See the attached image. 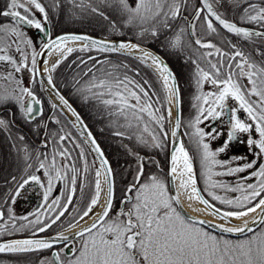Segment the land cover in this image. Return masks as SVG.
I'll return each mask as SVG.
<instances>
[{
    "label": "snow or ice",
    "instance_id": "1",
    "mask_svg": "<svg viewBox=\"0 0 264 264\" xmlns=\"http://www.w3.org/2000/svg\"><path fill=\"white\" fill-rule=\"evenodd\" d=\"M70 2L81 10L90 7L93 13L104 15L98 8L91 6V0H79V3H77V0H70ZM180 2L181 0H137L135 7H132L129 5L128 0H118L122 12L128 14L127 19L124 21L125 26L139 25L143 33L149 31L147 27L143 26L152 24L151 34L153 36L157 35L156 23H163L167 27L169 18L176 19L180 15ZM201 3L203 7L196 9L193 20H200L201 14L206 10L201 27L206 26L208 33L217 32L213 23L215 21L228 32L244 39L264 38V32L239 27L235 23L224 19L221 14L214 11L213 4L209 0H201ZM29 5L40 12L44 17V23H47L46 10L39 0H9L6 8L0 11V16L11 17L12 19L11 27L0 25V53H4L0 54V61L13 65L17 73L27 68L30 73L42 75L37 68V57L44 55L45 52L51 54L55 50L62 58H67V55L71 54L74 49L61 47V45L69 41L80 42L83 45L79 49L80 51L95 49L101 53L117 52L127 54L145 66L150 61L156 67L162 76L163 91L165 92L164 101L159 99L158 94L152 89L148 80L141 83L130 77L128 72L133 70L127 64H113L110 61L91 56L87 60H81V64L85 65L82 75L88 77V79L84 81L78 91L86 99L96 100L98 105H102L109 115L122 117L128 128L138 130V141L148 145L149 141L144 136L146 133L151 137V146L156 148L161 147L163 141L169 138L164 123L166 120L168 123H172L171 108L173 102H175L177 116L173 130L170 133L174 147L168 173L172 178L171 183L175 185V194L170 195L165 180L155 175L150 176L145 182H141L140 178L143 176V164L141 163L134 182L125 191L121 207L114 216H111L110 212L113 208L111 169L107 167L108 161L103 158L96 141L88 133L85 140L93 145V150L100 158V168L95 171V191L87 206L82 211L78 209H73L71 213L68 211L76 192L78 170L66 163L61 164L56 159L57 156L63 157L64 160L71 159L68 150H54L51 161H49L47 155H44L41 159L40 154H38L36 156L38 166L35 168V172L43 171L47 187H45V183L40 176L36 175L35 172H29L33 165L27 163L24 175L18 181L16 177H12L16 187L14 194H10L9 198L12 203H15L16 198L27 185L36 183L42 189H45L43 193L44 204L41 205L44 212L35 213L36 219L34 220H28L27 216L20 217L19 219L26 220L28 223L21 225L20 228H16L13 223L12 227L17 231L30 227L34 229L33 235H35L47 231L59 222L61 232L54 237L45 239H24L3 243L0 244V252H28L49 249L58 241H63L66 244L69 237L63 235V232L70 230L81 220L88 218L92 223L87 228L74 234V238L79 239L80 246L69 248L72 253L71 256H66L64 260H61L62 249L61 252L52 253L56 264H264V229L256 233L250 226L257 222L264 225V163L259 164L257 167V161L253 160L243 165L229 167L227 165L230 162H222L216 159L219 153L225 151L228 142L235 139L237 132L247 133L252 127L237 117L236 108H231L230 112L228 111L226 101L229 97L238 102L239 108L248 114L249 119L255 125V132L258 133L259 139L250 137L248 140L250 148L254 146L259 150L254 155L257 157L264 155V66L257 64L250 56H245L244 52L239 50L236 45H232L234 51L225 52L210 41L205 42L203 37L196 35V25L194 23L190 25L193 29L191 34L196 37L195 44L200 48L214 49V51L203 53L202 56L217 57L214 61L207 60V68L201 67L198 60L192 61L196 65L195 76L198 89H201L205 82H209L216 88V91L206 94L200 92L199 95L194 97V100L198 102L193 105L197 108V114L188 123V127L193 129L192 132L188 133L190 140L195 145L196 154L193 156L185 148L182 141L176 143L177 131L181 126L179 93L168 67L158 57L142 49L138 44L130 42L113 44L106 40H97L84 35L66 34L57 37L55 40L49 36L47 43H41V52L33 50L31 67H28L25 63L27 56L19 46L23 37V33L19 30L20 26L27 25L47 34L43 23L35 18ZM241 21L264 27V7L258 6L256 3H249L248 7L243 10ZM113 27H115V22H113ZM183 31L181 29V32ZM5 33L15 36L16 40L7 41ZM23 42L31 45V40ZM12 43H16V50L22 55V60L19 63L6 54ZM180 44L181 36L177 34L171 41V46L176 48ZM134 52H140L141 55L133 56ZM261 55H264V53H261ZM237 57L240 59L237 60ZM89 60L95 61L90 67L87 66ZM61 62L62 60L58 59L51 67H48V60L45 59V71L54 72ZM135 74L136 76L140 75L138 71ZM242 78H247L250 87H246L241 83ZM0 79L12 81L15 78L12 73H8L7 75H0ZM15 83L19 85L20 81L15 80ZM48 83L52 84L51 76L48 77ZM19 92L21 93L19 96L0 93V103L14 100L19 104L22 112L31 115L34 111L31 101L36 104H40L41 101L28 88H20ZM55 94L61 105L68 108V111L76 117L77 126H79L80 118L77 113L68 106L67 101L62 96H59L58 93ZM25 95L29 98L27 107L24 104ZM153 95H157L155 101L152 98ZM251 97L257 99L252 100ZM164 104L168 105L167 117L161 112ZM157 105H160V107H157ZM52 107L56 109L58 106L53 104ZM226 114L230 120L227 141L223 146L213 151L210 149L209 143L206 142V137L215 138V136L212 133L205 132L198 125L203 123L204 120L220 119ZM145 116L147 119L144 118ZM55 122L59 123V121ZM0 127L7 128V123L3 119H0ZM156 127L159 128V134ZM116 134L123 135L119 132ZM67 135H60L59 141H64ZM44 146L47 147V144ZM76 147L81 148L80 157L85 160L83 172L86 176L88 165L84 150L79 144ZM197 157L201 163V175L205 178L204 191L213 201L234 210L222 211L216 208L197 187V180L193 171V160ZM25 158L26 160L31 159L29 156ZM217 165L225 170L213 171ZM248 169L253 171L248 176L240 177L234 186L211 179L213 176L235 175ZM69 171L72 173L70 177L67 175ZM102 172L104 175L103 184L107 185L106 194L100 179ZM54 181H63L70 187L69 194L64 197L63 201L60 197L49 200ZM83 186L84 181L81 182V191ZM216 188L235 192L238 195L234 198L220 196L212 191ZM102 194L106 195L105 203L101 206L102 211L96 213L95 216L90 215L93 208L100 206L99 201ZM181 196L189 201H198L204 205L209 214L225 222H228L230 218L243 219L251 213H256L259 209L256 217L251 221L244 220V223L239 227L215 226L224 233L236 234L247 231L252 232L253 235L236 242L217 238L199 226L205 224V221L182 214V211L179 210ZM8 212L9 216L5 218L3 211L0 210V232L5 230L4 222L6 220L14 221L16 219L12 215L11 208L8 209ZM66 213H68L67 219L62 220L61 218L65 217ZM41 216H43V219ZM209 226L211 225L209 224Z\"/></svg>",
    "mask_w": 264,
    "mask_h": 264
},
{
    "label": "trees",
    "instance_id": "2",
    "mask_svg": "<svg viewBox=\"0 0 264 264\" xmlns=\"http://www.w3.org/2000/svg\"><path fill=\"white\" fill-rule=\"evenodd\" d=\"M43 1L47 4H54L56 2V0ZM239 1L240 3L248 2V0ZM215 2H219L221 8L227 15H232V9L230 7L233 3V0H215ZM86 12L87 13L84 14L82 18H80L81 21L79 19V21L82 22L81 25L66 30L75 32H88L108 38H121L134 41L138 44L152 46L166 57L176 74L181 92L182 119L186 121L188 118H190V116L194 115L195 109L193 104H195V91H193V89L196 85L197 78L195 76L196 65L193 64L192 61L198 60L201 67L207 68V60L211 59L214 61L217 58L203 57L202 54L208 51H213V49H204V51L192 52L191 50L186 48L183 42L179 47L173 48L171 46L173 34L171 29L168 28L169 23H171L170 21H173V19L170 20V18L167 21V27H165L163 23L155 24L157 35L153 36L151 34V28L153 26L152 24L151 27L143 26L149 29V31L143 33L141 26L135 27V29L127 27L121 28L120 31H115L112 28L113 26L111 24H108L109 18L105 19L106 16L102 17L100 15L97 16L90 11ZM122 15L126 16L127 13L123 12ZM102 19H105L107 21L106 25H102V23L99 21ZM182 28L183 27L181 26L179 29V27H177V24H175V29H179L181 37L185 36L184 32H181ZM223 37V42L225 44L224 46L226 48L224 50L225 52L234 51L232 45H236L239 50L244 52L245 56H250L257 64L264 66V55H261V53H264V42L259 41L256 38L244 39L236 35L224 34ZM213 44L215 45L214 42ZM81 47L75 48L71 54L67 55V58H63L62 62L58 65V67H56L55 71L51 72V76L55 86L74 105L79 114L82 116L89 129L92 131L98 143L100 144L106 157L111 163L115 181V203L112 210L117 211L119 207V201L125 197V191L128 186L134 182L137 172L140 169L141 163L143 164V176H141L140 178L141 182H144L147 176H162L163 173L161 172L166 171L168 166L169 138L163 141L161 147L156 148L151 146V137L145 133V139L149 141V144L145 145L143 143H140L137 139L138 130L136 128H128L122 117L109 115V113L104 109L102 105H98L96 100L92 98L86 99L85 96L78 91L84 81L88 79V77H84L82 75L85 65L81 64V60H87L88 57L91 56L96 57L100 60L110 61L113 64L125 63L133 70L129 71L128 75L141 83H143L144 80H148L151 84L152 89H154L155 93L158 94V97L161 101H164L165 92L163 91V84L158 75L150 67L145 66L143 63L136 59H133L131 56L115 52L101 53L96 51L95 49H92L90 51H80L79 49ZM193 53H197V56H193ZM236 59L239 60L240 58L237 57ZM94 62L95 61L89 60L87 66L90 67ZM137 71L140 73L139 76H136L135 74ZM77 81H79V83H77ZM152 98L155 101L157 99V95H153ZM256 99V97H253V100ZM188 106H190L189 108H191L190 112H188ZM157 107H160V105H157ZM167 108V104H164V106L161 108V112L165 117H167L168 114ZM59 113L64 120L63 129L65 130V127L68 126L70 131L75 135V138L79 140L83 145L87 157L90 156L93 160L89 149L83 143L71 123L61 113V111H59ZM144 118L147 119L146 116ZM170 125L171 124L166 120L164 123V127L168 131L169 135ZM156 131L159 134L158 127H156ZM118 132L123 133V135H117L116 133ZM21 137H23L22 133L11 124L7 123V128L0 127V210L3 211L5 218L8 217V198L10 197V194H14V183L12 181V177L9 174L8 166L12 163L19 165V167L15 169L16 174H22V172L20 171L25 168L22 167V165H24L25 163L23 161V154L20 152H15V154H12L13 149H21L27 146V139L25 137L21 139ZM254 139H259V135L256 132ZM258 151L259 150L256 149V152ZM254 157L256 158V161L258 160V165H256L257 167L259 166V164L264 163V155H261L259 157L254 155ZM29 170L30 172H35V166H33V168ZM227 176L232 175L221 176L218 180L215 181H222L225 184L234 186L239 180L235 178H227ZM199 189L202 191L204 197L216 207L223 210H234L226 208L225 205L213 201L211 197L208 196L207 192L204 191L205 187L199 186ZM94 191L95 185L93 187V191H91L90 193V197L92 196ZM212 191L216 192L217 195L229 198H234L236 195H238V193L228 192L220 188L212 189ZM84 196V191H80L77 197L78 200L76 204H83L82 197ZM5 227H7V225H5ZM262 229H264V225H260L254 232L258 233ZM5 233L7 234L8 232L4 231L3 234ZM9 233H11V231H9ZM252 235L253 233H250L244 237L237 239L221 235H218V237L220 239L236 242L245 240ZM22 254L34 255L35 253H19L16 255Z\"/></svg>",
    "mask_w": 264,
    "mask_h": 264
},
{
    "label": "flooded vegetation",
    "instance_id": "3",
    "mask_svg": "<svg viewBox=\"0 0 264 264\" xmlns=\"http://www.w3.org/2000/svg\"><path fill=\"white\" fill-rule=\"evenodd\" d=\"M9 0H0V11H3ZM39 2L42 4V6L45 8L47 13V23H44V17L43 15L36 11L34 7L29 5L31 8V11L34 13L35 18L38 19L43 23L44 28H47V34L44 32H40L38 29L29 27L24 28L23 26H20V29L23 31L24 37L22 39L24 40H31V44L33 45V50L36 52H39L41 49V43L48 42L49 36L52 39L55 35L64 32L65 29L62 27V21L60 20L62 18V9L63 7L68 6V2L77 9L74 4L70 2V0H56L54 4H47L43 0H39ZM210 3L211 0H209ZM66 3V4H65ZM77 3H79V0H77ZM249 3H256L258 6L264 7V0H248L247 3H240L239 0H233V3L231 5L232 9V15H227L225 11L221 8L219 2L213 4L214 11L221 14L224 19H226L229 22L235 23L239 26L249 28L252 30H257L264 32V27H260L256 24L251 23H244L241 20V16L243 15L244 8L248 7ZM111 3H109V0H91V6L96 7L98 9H102V11L107 10H118L121 12V6L118 3L115 6H118L119 8H112ZM69 7V6H68ZM202 4L199 0H181L180 2V15L173 19V21L170 18V22L168 28L172 31V40L177 36V34L180 35L179 29L182 26L183 32L185 36L181 37V43L183 42L189 50L192 52H198V51H204V48H200L198 45L195 44L196 37L192 36L193 29L190 27L191 24H195V31L196 35L203 37L205 42H211L215 43L216 46L220 47L222 50H225V44L223 42L224 34L227 35H235L233 33L226 32L221 27H219L216 23H214V26L217 29V32L215 33H208L206 30V26L204 28L201 27V24H203V16L206 14V11L201 14L200 20H193V17L195 16L196 9L202 8ZM91 11V8H87ZM23 11V9H21ZM175 24H177V27H179L178 30L175 29ZM0 25L2 26H12V19L11 17H4L0 16ZM170 31V32H171ZM237 36V35H236ZM256 38L259 41L264 42V38L261 37H252ZM30 54V53H29ZM197 56V53H193V56ZM22 56V55H21ZM29 58V57H28ZM217 58V57H216ZM28 60V59H27ZM27 62V61H26ZM25 62V63H26ZM5 65H8V63H5ZM28 67H31V62L28 64ZM15 71V69H13ZM20 75V74H19ZM33 81L26 84L27 80L20 81L21 75H16L17 80L20 81V84L17 85L15 83V80L9 81L6 80L7 85L10 87L9 94H13L15 96H19L21 93L19 92L20 88H28L32 91V93L37 97L38 100L41 101V114L34 118H28L26 112H22L21 108L18 103H16L14 100L9 101L6 103H0V119H3L6 121V123L11 124L15 126L21 133L22 136L27 139V146L23 147L21 149H13L12 154H15V152H20L24 156V165L22 167H25L27 163H31L35 168L38 166L36 161V156L40 154L41 159H43L44 155L48 156L49 161L52 159L53 151H63L64 149H67L70 153L71 159L64 160L63 157L57 156L56 159L61 164L66 163L70 167H75L78 170V179H77V185H76V192L73 196L72 203L69 205V213L73 212V209H79V205L76 204L78 200V194L81 190H79L77 187L79 186V178L81 177V169L83 166V163H85V160H82L80 157L81 148L79 149L76 147L77 143L75 140V135L70 131L68 126L65 127V130L63 129V117L59 113L57 109H53L52 105L50 104L49 100L44 94V91L42 90V87L40 83L38 82L36 75L32 73ZM242 81V80H241ZM243 84V83H242ZM244 85V84H243ZM16 91H13V90ZM250 99L253 100V97ZM28 97L24 96V104L27 102ZM226 104L228 105V111L230 112L231 108L237 109V117L241 119L242 121L248 123L252 127L250 128V131L247 133H236L235 139L228 142V146L225 149L224 152H221L217 155L216 159L222 162H230L227 166L229 167H236L238 165H243L247 162H251L253 160H256L254 157V153L256 152V148L253 146L250 148L248 144V140L251 137L254 139L255 137V125L253 122L249 119L248 114L244 112L242 109L239 108V104L237 101L231 99L229 97L226 101ZM194 116V115H193ZM55 121H59V123H56ZM209 128L210 131L213 133V136L215 138H211V144L214 142L217 146V149L220 148L225 144L228 138V132L230 130V120L229 116L226 114L222 116L220 119L216 120H209ZM215 130V131H213ZM67 135V138L64 141H59L60 135ZM55 141V142H54ZM81 143V142H80ZM47 144V147L44 145ZM63 145V147H61ZM83 148V147H82ZM26 150V151H25ZM84 150V148H83ZM191 155L192 152H189ZM84 154L86 156V162L89 165V158L86 155V152L84 150ZM26 156L31 157V159L26 160ZM194 156V155H193ZM236 158V159H233ZM258 161V160H257ZM200 160L199 158H195L193 160L194 168H195V175L196 179L198 181L199 186L203 187V182L201 181V172H200ZM258 165V163H257ZM9 174L11 177H16L17 181L20 179L22 175H24V169H22L20 172L22 174L17 173L15 169L19 167L17 164H10L9 166ZM225 169L219 168L217 171H224ZM253 171L252 169H248L245 171L246 173H237L232 176H227V178H235L239 179L240 177L248 176L249 173ZM30 172V170H29ZM31 173V172H30ZM161 173L166 176L165 171H162ZM36 175L41 177V180L44 181L45 187H47V181L43 175V171L35 172ZM17 175V176H16ZM68 177L72 175V173L69 171L67 173ZM88 176V175H87ZM86 176V177H87ZM221 177V176H220ZM203 179H205L203 177ZM14 183V182H13ZM15 183L13 184V193L15 192ZM78 189V191H77ZM45 189H42L40 185L36 183H30L25 187L24 190L21 191L20 195L16 198L15 203H12L10 198H8L9 202V208L12 209V215L16 218L14 221L6 220L4 223L7 225L5 227V233L3 236L0 237V239H8L11 237H18V236H40V235H50L57 233L61 230L59 227V222L57 225H53L51 228H49L47 231L42 233H36L33 235L34 229L28 227L24 228L22 230H15L12 225L13 223L16 225V228H20L21 225H25L28 223L26 220L19 219L20 217H28V220H34L36 219L35 213L40 212L43 213L44 209L41 207L42 204H44L43 201V193ZM70 187L67 186L63 181H54L53 182V190L49 196V200L53 198L60 197L63 201L64 197H66L69 194ZM121 201H119V206L121 207ZM75 214V213H73ZM9 216V212H8ZM68 217V213L65 214V217H62V220H66ZM43 219V216H41ZM8 228V230H7ZM3 231V232H4ZM11 231V233H9ZM71 245V247H76L77 244L75 242L68 243ZM68 244L58 245L54 246L49 249H42L38 252H36L34 255H40L45 254V256L52 259L51 254L53 251L61 252V249L63 250L61 252V260H64L66 256H71L72 253L69 251V248L67 247ZM4 256V255H3ZM9 256V255H8ZM53 261V260H52Z\"/></svg>",
    "mask_w": 264,
    "mask_h": 264
},
{
    "label": "rangeland",
    "instance_id": "4",
    "mask_svg": "<svg viewBox=\"0 0 264 264\" xmlns=\"http://www.w3.org/2000/svg\"><path fill=\"white\" fill-rule=\"evenodd\" d=\"M211 2L213 4H215V0H211ZM109 3H111V7L114 9V8H119L118 6H115L118 4V0H109ZM128 3L130 6L132 7H135L136 3H137V0H128ZM66 4V3H65ZM115 4V5H114ZM69 6V7H68ZM68 6L67 7H63L62 9V18L60 19L62 22V27L63 29H70V28H74L76 26H79L82 24L81 19L84 14H86L87 12L86 11H90L89 9H85V10H81L80 8H77L75 9L74 7H72V5L68 2ZM100 10V9H99ZM84 12V13H83ZM92 12V11H90ZM100 12H102L104 15H100L102 17H107L109 18L108 19V24L112 25L113 26V22H115V27H112L115 31H120L121 28H127V27H130V28H133L135 29V27H139V25H129V26H125V23L124 21L127 19V15L126 16H123V12H119L118 10H107V11H102V9L100 10ZM122 13V14H121ZM96 14L97 16H99V14L97 13H94ZM39 19V18H38ZM80 19V21H79ZM102 25L103 24H107V21L105 19H102V20H99ZM144 26H147V27H151V24H147V25H144ZM6 27H11V26H6ZM22 33L23 31L21 29H19ZM24 34L23 33V37H24ZM22 37V38H23ZM5 38L7 41H15L16 40V37L15 36H11L10 34L8 33H5ZM24 39H21L20 43H19V46L20 48L23 50L24 54L27 56V59L25 62L27 63V65L31 62V59H32V52H33V45H29L25 42ZM75 49V48H74ZM214 51V49H213ZM30 53V54H29ZM0 54H4V53H0ZM7 55L11 56L17 63H19L21 60H22V56H21V53L18 52L16 50V43H12V46L9 47L7 49ZM29 57V58H28ZM214 58H216V56H212ZM6 62H3V61H0V75H7L8 73H12L14 78H16V75L20 76L21 75V78H20V81L23 82V80H27L26 81V84L27 83H30L33 81V76H32V73H30L27 68H24L22 69L20 72H15L13 69L14 66L11 65L10 63H8V65H5ZM29 66V65H28ZM20 74V75H19ZM14 80H17V79H14ZM241 83H243L246 87H250V85H248V81H247V78H242L241 79ZM10 87L7 85V82L6 80L4 79H0V93L2 94H9L10 92ZM193 91H195V96L199 95L200 92H203V93H208V92H212V91H216V88L211 85L209 82H205L203 84V87L201 89H198L197 87V83L196 85L194 86V89ZM198 102L195 101V104H197ZM194 105V104H193ZM190 106H188V112L191 111V108H189ZM195 111H194V116H190V118H188L186 121H184L182 118H181V135H182V140H183V143L185 144L186 148L189 150V152H192V154L195 156V145L194 143L190 140L189 138V135L188 133L192 132L193 129L189 128L188 127V123L189 121H191L197 114V108L194 107ZM172 111V110H171ZM209 120H204L203 123L199 124L198 127L203 129L205 132L207 133H212L210 131V128H209ZM213 135V133H212ZM211 137H206V142L209 143V146H210V149L215 151L217 150V146L216 144L213 142L211 144V141H210ZM77 144H79L80 146L83 147V145L80 143L79 140H75ZM80 149V147H78ZM217 157V156H216ZM89 165H88V171H87V174L85 176L83 170L85 168V163H83V166H82V169H81V177L79 178V186L77 187L79 190H81V182L84 181V186H83V191L85 193V196L82 197V201H83V204L79 205V209L78 210H83L87 204L89 203L91 197H90V193L91 191H93V187L95 185V171L96 169H98L97 167V162L95 160V158H92L89 156ZM199 164L201 165V163L199 162ZM96 167V168H95ZM219 168V165L215 166L213 171H217V169ZM195 170V168H194ZM196 171V170H195ZM200 172L202 173V168L200 166ZM243 173H246V172H243ZM151 176V175H150ZM150 176H147L145 178V181L150 177ZM153 176V175H152ZM163 176V175H162ZM158 176L159 178L165 180L166 184H167V181L166 179L164 178V176ZM220 178V176H213L211 179L213 181L215 180H218ZM144 181V182H145ZM201 181L203 182L202 186L205 187V179H203V176L201 175ZM77 189V191H78ZM117 211H114L112 210L110 212V215L111 216H114L115 213ZM200 226V225H199ZM202 227V226H200ZM204 228V227H202ZM205 231L209 232L210 234L216 236L217 238L218 235H216L215 233L213 232H210L209 230L205 229ZM3 232L0 233V237L3 236ZM220 239V238H219ZM76 244H77V248L80 246L79 245V240L76 241ZM4 254H0V264H54L52 259H50L49 257L45 256V254H40V255H29V254H22V255H4Z\"/></svg>",
    "mask_w": 264,
    "mask_h": 264
},
{
    "label": "water",
    "instance_id": "5",
    "mask_svg": "<svg viewBox=\"0 0 264 264\" xmlns=\"http://www.w3.org/2000/svg\"><path fill=\"white\" fill-rule=\"evenodd\" d=\"M200 3H201V0H199ZM202 4V3H201ZM203 6V5H202ZM206 11V10H205ZM214 23H216L215 21H213ZM219 27H221L218 23H216ZM237 25V24H236ZM23 27H26V28H29L30 26H27V25H22ZM239 26V25H237ZM239 27H242V26H239ZM223 30H225L223 27H221ZM245 28V27H243ZM47 29V28H45ZM246 29H249V28H246ZM249 30H252V29H249ZM226 32H228L227 30H225ZM252 31H257V30H252ZM230 33V32H229ZM66 34H75V35H84V36H88V37H91V38H94V39H97V40H106V41H109L113 44H119L120 42H130L132 44H138L134 41H130V40H125V39H112V38H105V37H100V36H97V35H94V34H89V33H82V32H62V33H59L57 35H55L52 39L55 40L57 37H60V36H63V35H66ZM47 43V42H46ZM142 49H145L147 50L148 52L152 53L153 55H155L156 57H158L169 69L170 73L172 74V77L174 79V82H175V85L178 89V93H179V115H180V120H181V95H180V89H179V85H178V81H177V78H176V75H175V72L173 71L172 67L170 66V64L168 63L167 59L162 55L160 54L158 51H156L155 49H153L152 47L150 46H145V45H141V44H138ZM42 51V48L40 49L39 52ZM117 53V52H115ZM47 52H45L44 55H41V56H38L37 57V68H38V71L39 73H42V75H36V78L38 80V82L40 83L41 87H42V90L44 91L46 97L51 100L52 104H55L58 106V108L61 110V112L65 115V117L70 121V123L74 126V128L76 129V131L80 134V136L82 137V139L86 142L85 140V137L88 135V133L91 134V137L96 141V145L100 148L102 154H103V158L106 159L108 161V165L107 167H109L111 169V182H112V187H113V201H114V176H113V170H112V167H111V164L108 160V158L106 157L104 151L102 150L101 146L99 145L98 141L96 140L94 134L91 132V130L89 129L88 125L85 123L84 119L82 118V116L79 114V112L77 111V109L74 107V105L60 92V90L55 86L53 80H52V84H49L48 83V77L51 76V72L49 73V75H46L43 71H42V61L44 59V57L46 56ZM121 54V53H120ZM127 55V54H125ZM133 56H136L135 54H132ZM132 57V56H131ZM148 67H150L157 75L158 77L160 78V80L162 81V77L161 75L156 71L154 70L150 65H147ZM170 84H171V81H170ZM54 86V87H53ZM55 93H58L59 96H62L64 98V100L67 101V104L68 106L75 112L77 113V115L79 116L80 118V122H79V126H77V121H76V117H74L72 115L71 112L68 111V108L66 107H63V105H61V102L60 100L57 98V95ZM56 100L57 103H54L53 100ZM29 103V98L27 100V102L25 103V107H27ZM31 104H32V107L34 109L33 113L31 115L27 114L28 118H34V117H37L41 114V103L40 104H36L34 101H31ZM176 116H177V108L175 106V102H173V108H172V125H171V131L173 130V126H174V123H175V120H176ZM86 129V130H85ZM182 141V135H181V126L180 128L178 129L177 131V141L176 143H180ZM87 146L90 148L91 152L93 153L94 157L96 158L97 160V163L99 164V157L97 156L96 152L93 150V145H91L89 142H86ZM173 147H174V144H173V141H172V138L170 136V141H169V146H168V170H167V185L169 187V192H170V195L171 194H175V185H173L171 183V177L168 175L169 173V169H170V160H171V154H172V151H173ZM194 171V170H193ZM195 174V173H194ZM198 187V185H197ZM106 192H107V185H106ZM105 200H106V197H105ZM105 203V202H104ZM179 210L182 211V214H185L186 216H190V217H193L197 220H203V219H200L198 217H195L194 215H192L185 207L184 205L180 204L179 206ZM102 211V210H101ZM100 211V212H101ZM205 221L206 223L205 224H202L200 226H203L204 228L208 229L209 231L211 232H214L216 234H219V235H223V236H227V237H231V238H241V237H244L252 232H247L245 231L244 233H236V234H232V233H224V232H221L219 229H217L215 226L216 225H219V224H216V223H213V222H210V221H207V220H203ZM92 223V221H90L89 223H86L85 225L79 227L76 231L70 233L69 235H66L69 237V240L67 241V243H70L72 241H74L75 239L77 238H74V234L81 231L82 229H85L87 228L90 224ZM209 224L211 226H209ZM261 224H259L258 222L256 224H251L250 226L254 229V231L260 226ZM221 226V225H220ZM221 227H224V226H221ZM57 234H53V235H40V236H21V237H13V238H9V239H5V240H0V244H3V243H8V242H11V241H15V240H24V239H45V238H50V237H54L56 236ZM66 243V244H67ZM62 244H65V242L63 241H58V242H55L53 244V247L54 246H58V245H62ZM68 248L70 247L71 248V245L68 244L67 246ZM39 250V249H38ZM53 252H56V251H53ZM52 252V253H53ZM2 253H8V251H5V252H0V254ZM51 257L53 258L52 254H51ZM54 260V258H53ZM55 264H56V261L54 260Z\"/></svg>",
    "mask_w": 264,
    "mask_h": 264
},
{
    "label": "bare ground",
    "instance_id": "6",
    "mask_svg": "<svg viewBox=\"0 0 264 264\" xmlns=\"http://www.w3.org/2000/svg\"><path fill=\"white\" fill-rule=\"evenodd\" d=\"M82 46V44L80 42H67L64 45H61V47H71V48H76ZM133 54H135L136 56L141 55L140 52H134ZM47 59L48 60V67H51L52 64H54L56 62V60L58 59H63L62 56L58 55L57 52L55 50H53L51 52V54H46V56L44 57L43 61H42V71L46 74L49 75L50 72H46L45 71V64H44V60ZM148 65H150L154 70H156L158 73L159 71L156 69V67L154 65L151 64V62L149 61ZM160 74V73H159ZM162 77V76H161ZM54 103H57V101L54 99L53 100ZM173 108V105H172ZM99 168H100V163H99ZM101 182H102V186L104 187L105 190V194H106V184H103L104 181V175L103 172L101 174ZM102 194L100 201H99V205L95 208H93L92 212L90 213V215L95 216L96 213L100 212L102 210V205H104L105 202V197L106 195ZM181 202L184 205V207L195 217H198L200 219L203 220H207L216 224H219L221 226L224 227H239L244 223V220H248L251 221L254 217L257 216V213L259 212V209L257 210L256 213H251L249 214V216L244 217L243 219H235V218H230L228 222H225L222 219H219L218 217H214L213 215L209 214L208 210L205 209L204 205L200 204L198 201H189L187 200L185 197L181 196ZM91 220L88 218H85L84 220H81L75 227L71 228L68 231H64L63 235H69L70 233L76 231L79 227L85 225L86 223H89ZM214 233V232H213ZM216 234V233H215ZM219 235V234H216ZM10 252V251H8Z\"/></svg>",
    "mask_w": 264,
    "mask_h": 264
}]
</instances>
